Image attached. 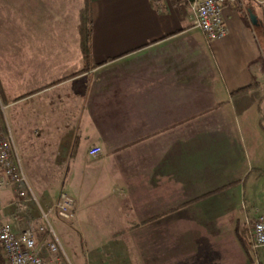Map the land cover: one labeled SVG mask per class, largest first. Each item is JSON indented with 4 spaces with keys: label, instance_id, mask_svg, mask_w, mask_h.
Instances as JSON below:
<instances>
[{
    "label": "crops",
    "instance_id": "1",
    "mask_svg": "<svg viewBox=\"0 0 264 264\" xmlns=\"http://www.w3.org/2000/svg\"><path fill=\"white\" fill-rule=\"evenodd\" d=\"M83 7L0 0L21 36L0 38V107L36 198L19 209L0 170V221L19 234L66 193L73 226L103 223L127 264H253L239 234L261 213L240 206L264 168V58L247 9L261 25L264 0L225 4L211 41L189 2L90 0L85 71Z\"/></svg>",
    "mask_w": 264,
    "mask_h": 264
},
{
    "label": "built area",
    "instance_id": "2",
    "mask_svg": "<svg viewBox=\"0 0 264 264\" xmlns=\"http://www.w3.org/2000/svg\"><path fill=\"white\" fill-rule=\"evenodd\" d=\"M189 2L193 26L200 29L207 40L220 38L226 33L223 17V6L235 3L238 0H179ZM99 147L90 149L89 154L93 157L100 153ZM0 170L3 178L17 191L19 199L17 206L23 210L27 203L36 198L28 187L26 176L23 172L20 159L18 158L11 132L4 123V111L0 107ZM54 212L63 221L74 218V199L66 193H60L58 201L50 210H42V218L48 221V215ZM50 226V224H49ZM48 230V229H47ZM53 228L47 231L44 240H37L33 230L26 228L16 234L10 226L0 221V249L5 264H71L65 258L58 246L57 236L54 238ZM249 250L253 253L264 247V214H259L251 223ZM57 241V242H56ZM253 264H259L258 258L253 259Z\"/></svg>",
    "mask_w": 264,
    "mask_h": 264
},
{
    "label": "rangeland",
    "instance_id": "3",
    "mask_svg": "<svg viewBox=\"0 0 264 264\" xmlns=\"http://www.w3.org/2000/svg\"><path fill=\"white\" fill-rule=\"evenodd\" d=\"M0 28V38H16L21 37L19 31L12 23V15L9 13H2ZM9 21H8V20ZM263 86H264V73H263ZM259 128L264 130L262 126ZM241 150H243L240 147ZM255 154L256 163L259 162L260 166L264 167V141L260 142L257 140L255 143V149L252 150ZM264 168L262 170H255L254 175L245 182V202L240 206L241 212L246 210L251 215H257L258 213L264 214ZM244 177V176H243ZM242 177V178H243ZM254 179V180H253ZM34 202V201H33ZM36 202V200H35ZM28 222L25 223V228H31L37 240H44L47 236V231L50 226L54 230L53 237L57 236L58 246L60 251L64 254L65 258L71 264H127L125 256L118 253V245L121 240L118 237L108 238L106 232L101 228L100 230L93 227H88L87 219L85 214L83 217V230L79 232L76 226H73L74 218L70 221L60 220L58 217L48 215V221L42 218L41 212H28ZM250 216V215H249ZM245 222L243 227V235L248 244L250 245V227L254 218H249ZM7 223V222H6ZM8 224V223H7ZM92 224V223H91ZM48 229V230H47ZM57 242V241H56ZM116 248L113 253L109 252V248ZM250 259L258 258L259 264H264V247L259 248L256 253L248 250Z\"/></svg>",
    "mask_w": 264,
    "mask_h": 264
},
{
    "label": "trees",
    "instance_id": "4",
    "mask_svg": "<svg viewBox=\"0 0 264 264\" xmlns=\"http://www.w3.org/2000/svg\"><path fill=\"white\" fill-rule=\"evenodd\" d=\"M258 26V35L260 39L261 49H262V56L264 58V22ZM80 37H81V49L82 55L84 60L83 71L88 70L91 66V52H90V38H91V15H90V0H84V7L82 8L80 14ZM240 241L244 246L245 250L248 251L249 247L244 238L243 233L239 234ZM0 264H5L4 257L1 253L0 249Z\"/></svg>",
    "mask_w": 264,
    "mask_h": 264
},
{
    "label": "water",
    "instance_id": "5",
    "mask_svg": "<svg viewBox=\"0 0 264 264\" xmlns=\"http://www.w3.org/2000/svg\"><path fill=\"white\" fill-rule=\"evenodd\" d=\"M247 12H248L249 19H250L251 23L253 25H258L260 22H259L257 16L251 11L250 8L247 9Z\"/></svg>",
    "mask_w": 264,
    "mask_h": 264
}]
</instances>
